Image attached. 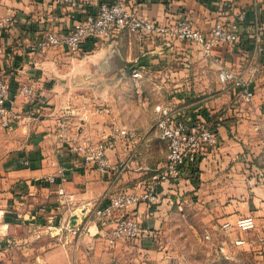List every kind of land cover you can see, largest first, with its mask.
<instances>
[{"label": "crops", "instance_id": "crops-1", "mask_svg": "<svg viewBox=\"0 0 264 264\" xmlns=\"http://www.w3.org/2000/svg\"><path fill=\"white\" fill-rule=\"evenodd\" d=\"M125 2L155 22L170 24L185 18L203 32L218 19L235 21L241 43L219 45L210 60L201 57L196 45L126 33L93 43L92 48L86 44L83 53L70 54L62 47L33 52L27 44L48 30L70 29L85 12H94L100 0H79L76 8L50 0H0V22L13 19L12 25H0V79L12 89L31 82L42 99L24 106L18 97L19 120L11 129L0 127V227L26 223L32 227L39 220L52 223L72 209H77L75 214L85 212L82 219L88 216V228L99 236L112 227L110 220H95L92 211L111 195L140 193L144 182L165 163L166 144L155 127L128 128L114 118L115 100L123 97L129 66L140 76L152 69L162 82H175L172 108L204 119L216 131L218 144L196 168L174 183H164L156 206L149 210L144 204L137 206L147 211L142 240L148 245L159 242L170 226L172 206L187 201L213 223L235 225L237 219L251 216L261 236L252 263L264 264V169L259 147L264 137V44L259 49L258 41L264 35V0ZM238 14L242 20H237ZM222 66L233 67L249 81L254 91L250 106L240 102V88L219 82ZM184 80L191 86L182 92L178 87ZM63 117L69 124L61 130ZM255 123L258 131L253 129ZM113 126L126 128L131 136L117 137ZM79 140L113 142L107 157L112 164L124 163V172L115 178L85 164L70 148ZM51 174L54 183L47 182ZM123 243L111 245L115 255Z\"/></svg>", "mask_w": 264, "mask_h": 264}, {"label": "built area", "instance_id": "built-area-1", "mask_svg": "<svg viewBox=\"0 0 264 264\" xmlns=\"http://www.w3.org/2000/svg\"><path fill=\"white\" fill-rule=\"evenodd\" d=\"M55 5H64L76 8L79 0H50ZM243 15L238 14L237 20H242ZM13 19L6 17L0 25H12ZM130 34L147 37L150 39L162 38L167 42L180 41L196 45L197 50L204 60L214 58V50L221 44L235 45L241 43L237 32V23L218 19L207 31H200L192 26L187 19H178L170 24H161L150 20L131 9L125 0H100L94 12L87 11L81 19L74 22L73 26L65 31L48 30L34 42L27 44L30 51L38 52L49 48L62 47L70 54L86 52L85 45L92 48L93 43L107 41L117 34ZM259 49L264 44V35L259 38ZM220 83L229 84L231 87L240 88V102L250 106L254 91L249 81L244 79L233 67L222 66L218 70ZM21 98L24 106L32 102L42 103L31 82H20L16 88H10L9 82L0 79V127L11 129L19 120L15 110L16 99ZM106 111L105 109H102ZM156 132L166 144L165 163L147 179L140 193L120 192L111 195L104 206H99L92 211L95 220H110L112 227L103 235L109 245L116 242H134L139 240L144 230L142 220L147 211L137 209L139 204H144L151 209L159 203V188L167 182L174 183L180 179L185 171L196 168L199 162L207 159L218 144L217 133L204 119L192 118L180 114L170 105H161L156 108ZM204 118V116H203ZM219 120L221 117L218 118ZM69 124L67 117L59 122V127L64 130ZM253 129L258 131L259 125L253 124ZM117 137L131 136L126 128L113 126ZM113 142H90L79 140L72 142L70 148L80 157L85 164L91 165L96 171L109 172L118 178L125 170L124 163H110L107 149ZM260 156L264 169V137L259 140ZM48 183L55 182L54 175L47 176ZM229 227V223L223 224ZM235 226L239 230L254 228L255 222L251 216L237 219Z\"/></svg>", "mask_w": 264, "mask_h": 264}, {"label": "rangeland", "instance_id": "rangeland-1", "mask_svg": "<svg viewBox=\"0 0 264 264\" xmlns=\"http://www.w3.org/2000/svg\"><path fill=\"white\" fill-rule=\"evenodd\" d=\"M128 69L123 97L115 100L114 118L128 128L155 127V109L170 105L175 82H162L156 70L140 76ZM190 86L184 80L178 89L183 92ZM76 210L59 215L52 223L39 220L32 227L29 223L0 227V264H253L254 245L261 240L256 227L245 232L234 224L213 223L201 209L182 201L172 206L170 226L159 242L148 245L142 238L124 242L118 257L103 236L88 228V216L76 218Z\"/></svg>", "mask_w": 264, "mask_h": 264}, {"label": "bare ground", "instance_id": "bare-ground-1", "mask_svg": "<svg viewBox=\"0 0 264 264\" xmlns=\"http://www.w3.org/2000/svg\"><path fill=\"white\" fill-rule=\"evenodd\" d=\"M82 214H83V211H82V210H81V213H79V214L76 213V218H77V219H80Z\"/></svg>", "mask_w": 264, "mask_h": 264}, {"label": "water", "instance_id": "water-1", "mask_svg": "<svg viewBox=\"0 0 264 264\" xmlns=\"http://www.w3.org/2000/svg\"><path fill=\"white\" fill-rule=\"evenodd\" d=\"M83 215H84V212H83ZM83 215H82V218H83Z\"/></svg>", "mask_w": 264, "mask_h": 264}]
</instances>
